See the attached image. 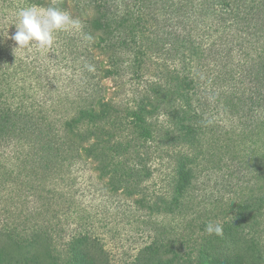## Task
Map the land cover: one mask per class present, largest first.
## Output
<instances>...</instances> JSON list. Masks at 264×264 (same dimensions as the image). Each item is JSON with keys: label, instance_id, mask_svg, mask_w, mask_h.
<instances>
[{"label": "trees", "instance_id": "trees-1", "mask_svg": "<svg viewBox=\"0 0 264 264\" xmlns=\"http://www.w3.org/2000/svg\"><path fill=\"white\" fill-rule=\"evenodd\" d=\"M32 4L54 5L80 19L82 30L57 33L51 48L56 66L65 59L69 63L65 75L72 82H35L41 76L39 68L21 57L24 51L15 49V41L8 37L7 31L16 29L14 13ZM236 47L242 54L237 61ZM212 58L213 64L221 61L217 67H225L212 74L224 88L225 107L252 129H263L264 0H0V160L7 156L24 166L21 173L32 184L23 183L26 193H36L34 179H43L55 169L92 164L112 191L145 206L148 228L155 235L122 264H264V239L249 224L252 220L256 224L264 194L255 200L257 207L243 205L218 240L207 247L199 245L196 254L176 249L165 237V228L152 220L162 214H182V202L194 179V158L183 153L176 160L169 202H162L164 206L147 202L144 182L151 173L145 158L146 143L154 140L152 120L168 105L171 114L167 115L179 130L174 139L197 140L204 117L203 65ZM56 73L51 72L54 78ZM128 76L142 83V90L133 102L124 103L106 83L115 91ZM45 87L46 98L38 103L36 95ZM67 101L74 103L75 112L50 118L48 114ZM134 133L143 141L136 148L130 143ZM62 175L65 180L66 172ZM60 179L54 191L66 186ZM0 213L7 221L0 225V264H112L101 242L86 232L75 231L58 252L54 230L25 226L18 231L12 221L20 224L19 219L13 220L8 208ZM242 244L244 253L227 249ZM24 249L27 252L20 257L16 251Z\"/></svg>", "mask_w": 264, "mask_h": 264}, {"label": "rangeland", "instance_id": "rangeland-1", "mask_svg": "<svg viewBox=\"0 0 264 264\" xmlns=\"http://www.w3.org/2000/svg\"><path fill=\"white\" fill-rule=\"evenodd\" d=\"M16 30L9 29L8 37L14 35ZM241 47H236V55L232 53L235 61L242 57ZM19 55L39 68L41 76L35 82L73 81V78H66L69 63L66 59L61 60L62 54H56L57 59L61 60L58 66L51 61L52 49H40L33 45ZM208 61L203 65L206 77L200 99L204 117L197 140L191 143L174 139L178 128L167 115L171 114V108L166 105L152 120L153 142L146 143L149 156L145 158V165L151 173L150 179L144 182L147 202H156L159 206H164L162 202L171 199L176 160L183 153L194 158V179L182 202V214H162L152 218L159 227L165 228L168 242L183 253L191 250L196 254L195 248L199 245L207 247L209 243L217 241L219 236L209 234L206 226L219 223L224 230L235 221L243 205L257 207L259 204L255 200L264 194V126L263 129H252L248 121L228 111L223 101L224 88L212 76L213 73H222L225 67H217L221 61L213 64L215 58ZM54 69L57 70L56 78L51 74ZM106 84L113 93L118 92L117 99L124 103L133 102L142 90V83L129 76L120 81L115 91L112 84ZM45 93L46 87L38 92V103L46 98ZM73 104L72 101L59 104L53 109L54 113L48 115L59 118L67 112L74 113L76 107ZM42 109L46 110L47 107ZM167 130L173 134L170 136ZM130 141L135 148L143 143L135 133ZM0 162V209L8 208L11 215L14 214L12 219H19L20 224L9 220L13 226L19 227L18 231L25 226L28 230L34 228L41 232L46 230L51 233L54 230L55 240L61 248H57L58 252L63 251L62 245L71 234L82 231L101 242L112 264H122L149 244L155 235L154 230L148 228V209L140 207L135 198H128L121 191H112L108 181L98 178L92 164L78 163L71 169H55L43 179H34L33 185L38 189L36 193H26L23 183L32 184L21 173L24 166L7 156ZM64 172L67 175L62 180L60 178H63ZM59 179L64 183L61 186L66 185L60 192L54 191L58 188ZM258 207L256 224L254 220L255 225H252V221L249 224L264 239V205L263 208ZM6 222L0 213V225ZM248 231L254 234L253 230ZM244 246L242 244L235 248L228 245L227 249L244 253ZM16 252L23 257L27 249Z\"/></svg>", "mask_w": 264, "mask_h": 264}, {"label": "clouds", "instance_id": "clouds-1", "mask_svg": "<svg viewBox=\"0 0 264 264\" xmlns=\"http://www.w3.org/2000/svg\"><path fill=\"white\" fill-rule=\"evenodd\" d=\"M16 32L11 36L15 41V49L24 51L33 45L40 49H51L56 42V34L59 32H80L82 23L79 18L67 10H61L56 6L41 7L36 4L20 8L14 13ZM86 40L91 41L90 35H85ZM89 71H93L91 65ZM209 234L220 236L223 234V226L219 223H209L206 226Z\"/></svg>", "mask_w": 264, "mask_h": 264}]
</instances>
